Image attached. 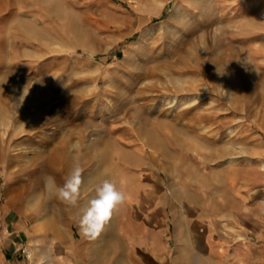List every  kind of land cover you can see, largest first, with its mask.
Masks as SVG:
<instances>
[{
    "label": "rangeland",
    "instance_id": "rangeland-1",
    "mask_svg": "<svg viewBox=\"0 0 264 264\" xmlns=\"http://www.w3.org/2000/svg\"><path fill=\"white\" fill-rule=\"evenodd\" d=\"M77 165V204L50 197ZM104 180L127 200L85 238ZM241 207L264 216V0H0L5 264H217L195 215Z\"/></svg>",
    "mask_w": 264,
    "mask_h": 264
},
{
    "label": "crops",
    "instance_id": "crops-1",
    "mask_svg": "<svg viewBox=\"0 0 264 264\" xmlns=\"http://www.w3.org/2000/svg\"><path fill=\"white\" fill-rule=\"evenodd\" d=\"M204 212L203 208H200L195 215V227L198 234L196 244L203 250L213 248L215 250L214 260L217 264H264V243L261 242V238H264V216H261L260 212L254 213L249 207H241L237 215L234 213L228 218L222 216L219 211L212 215ZM186 216V213L182 215L183 218ZM178 227L180 226L178 225ZM215 234L219 236L218 240H214ZM9 235L14 236L20 247L28 238L27 231L20 223L14 221H10L5 228L4 238L8 239ZM59 235L61 236L62 233ZM16 240L11 241L16 244ZM153 241L155 242V240ZM12 247L13 245L9 241V251L2 254L1 264H5L3 259L10 261ZM172 260L170 258L168 264H172ZM9 264L28 263L15 259Z\"/></svg>",
    "mask_w": 264,
    "mask_h": 264
},
{
    "label": "clouds",
    "instance_id": "clouds-1",
    "mask_svg": "<svg viewBox=\"0 0 264 264\" xmlns=\"http://www.w3.org/2000/svg\"><path fill=\"white\" fill-rule=\"evenodd\" d=\"M73 149L78 145H73ZM82 169L74 166L62 187L56 185L52 176L44 177L45 191L49 196H56L62 202L75 206L78 202L79 190L81 186ZM127 200V195L123 190H118L115 183L104 180L96 189L95 198L89 202L88 208L79 220V229L85 238L95 239L110 221L113 214L122 207Z\"/></svg>",
    "mask_w": 264,
    "mask_h": 264
},
{
    "label": "bare ground",
    "instance_id": "bare-ground-1",
    "mask_svg": "<svg viewBox=\"0 0 264 264\" xmlns=\"http://www.w3.org/2000/svg\"><path fill=\"white\" fill-rule=\"evenodd\" d=\"M190 67V66H189ZM15 81H13V83H11V85L8 86V90L10 88V91L12 92L14 89H16L15 87ZM196 86V85H195ZM13 93V92H12ZM17 99V98H16ZM199 120V119H198ZM190 124V123H189ZM192 125V124H190ZM195 125V123L193 124ZM197 128V127H196ZM71 134L68 135V137H70ZM64 145V144H63ZM81 147V146H80ZM55 150H53L52 156H51V160L50 163H55V161H64V159L68 156H72V152L70 151V147H69V142L68 139L65 141V145L64 146H55L54 147ZM78 149V148H77ZM81 150V149H80ZM83 151V150H82ZM86 153V152H85ZM82 156V155H81ZM88 157V156H87ZM69 159V158H68ZM51 166V164H50ZM51 170H54L51 168ZM41 176L38 177V181H40Z\"/></svg>",
    "mask_w": 264,
    "mask_h": 264
},
{
    "label": "built area",
    "instance_id": "built-area-1",
    "mask_svg": "<svg viewBox=\"0 0 264 264\" xmlns=\"http://www.w3.org/2000/svg\"><path fill=\"white\" fill-rule=\"evenodd\" d=\"M21 251L24 253L26 257L31 258V253L26 246L21 247Z\"/></svg>",
    "mask_w": 264,
    "mask_h": 264
},
{
    "label": "trees",
    "instance_id": "trees-1",
    "mask_svg": "<svg viewBox=\"0 0 264 264\" xmlns=\"http://www.w3.org/2000/svg\"><path fill=\"white\" fill-rule=\"evenodd\" d=\"M118 56H121L122 55V53L119 51L118 53H116Z\"/></svg>",
    "mask_w": 264,
    "mask_h": 264
}]
</instances>
